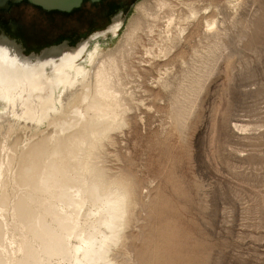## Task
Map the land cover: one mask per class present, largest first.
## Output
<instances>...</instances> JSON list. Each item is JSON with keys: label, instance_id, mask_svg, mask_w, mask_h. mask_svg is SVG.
I'll list each match as a JSON object with an SVG mask.
<instances>
[{"label": "rangeland", "instance_id": "rangeland-1", "mask_svg": "<svg viewBox=\"0 0 264 264\" xmlns=\"http://www.w3.org/2000/svg\"><path fill=\"white\" fill-rule=\"evenodd\" d=\"M124 32L114 85L125 124L92 160L133 194L110 264H264V0H142L100 49ZM79 217L71 245L82 229L98 235Z\"/></svg>", "mask_w": 264, "mask_h": 264}, {"label": "bare ground", "instance_id": "bare-ground-1", "mask_svg": "<svg viewBox=\"0 0 264 264\" xmlns=\"http://www.w3.org/2000/svg\"><path fill=\"white\" fill-rule=\"evenodd\" d=\"M135 9L141 12L140 7ZM124 33L114 48L94 46L82 62L62 64L44 79L43 72H36L42 68H35L15 84L0 82V100L21 106L0 110V156L10 150L6 160L0 159V264L67 259L75 264H110V247L120 243L133 194L121 181L107 180L92 160L108 141V133L125 124V107L114 85L118 57L130 37V32ZM34 124L42 130L34 128L35 135L24 143L25 153L20 155L19 142ZM8 171L12 173L6 179ZM80 198L96 209H76ZM97 203H103L101 216ZM74 214L93 220L98 235L86 238L81 228L77 243L71 245L80 228L70 224L77 219ZM6 218L11 225L4 224Z\"/></svg>", "mask_w": 264, "mask_h": 264}, {"label": "flooded vegetation", "instance_id": "flooded-vegetation-1", "mask_svg": "<svg viewBox=\"0 0 264 264\" xmlns=\"http://www.w3.org/2000/svg\"><path fill=\"white\" fill-rule=\"evenodd\" d=\"M140 1H84L69 13L45 11L27 1H7L0 3V36L16 41L25 55L63 42L74 46L113 23L121 22L122 31L130 11Z\"/></svg>", "mask_w": 264, "mask_h": 264}, {"label": "water", "instance_id": "water-1", "mask_svg": "<svg viewBox=\"0 0 264 264\" xmlns=\"http://www.w3.org/2000/svg\"><path fill=\"white\" fill-rule=\"evenodd\" d=\"M7 1H27L45 11L69 13L78 9L84 1L98 2L99 0H0V3ZM121 25V22L113 23L104 31L95 32L74 46L63 42L29 55L24 54L21 46L16 41L0 36V82H4L5 85L7 83L9 85L15 84L18 82L19 76L23 75V73L29 74V70L35 68H42L43 71L37 70L36 72H43L44 79L50 76L49 74L53 72L54 68L62 64L76 65L82 62L94 46L100 47L99 41L115 40L118 37ZM16 107H21L18 102L12 106L7 101L0 100V110L15 109Z\"/></svg>", "mask_w": 264, "mask_h": 264}]
</instances>
